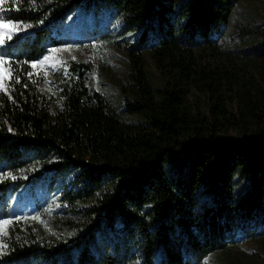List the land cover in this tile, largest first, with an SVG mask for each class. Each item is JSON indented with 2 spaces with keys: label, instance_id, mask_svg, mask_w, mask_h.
Masks as SVG:
<instances>
[{
  "label": "trees",
  "instance_id": "obj_1",
  "mask_svg": "<svg viewBox=\"0 0 264 264\" xmlns=\"http://www.w3.org/2000/svg\"><path fill=\"white\" fill-rule=\"evenodd\" d=\"M240 1L6 0L0 15L32 27L0 45L13 75L0 90V205L33 185L50 200L45 217L7 226L0 264H199L236 237L264 239V87L195 59L220 48L264 61V24L222 30ZM80 5L136 33L118 86L127 120L81 75L51 99L31 67Z\"/></svg>",
  "mask_w": 264,
  "mask_h": 264
},
{
  "label": "rangeland",
  "instance_id": "obj_2",
  "mask_svg": "<svg viewBox=\"0 0 264 264\" xmlns=\"http://www.w3.org/2000/svg\"><path fill=\"white\" fill-rule=\"evenodd\" d=\"M113 14H96L91 8L82 5L75 6L64 17L62 24L52 31L60 35L59 44L50 46L46 41L49 52L46 56L53 55L60 61L52 66L50 61L45 69H40L45 80L46 96L51 99L58 96L60 85L83 79L91 89L100 90L114 113L122 120L129 117L122 111L118 86L124 84L127 63L124 48L127 43L135 38V32L123 34ZM118 24V25H117ZM264 24V0L240 1L230 16L229 23L222 30L228 35H233L239 30L254 29L253 27ZM51 33V36H55ZM53 49L62 51L53 53ZM70 49L69 51H63ZM228 50L216 48L197 51L195 59L198 68L205 67L215 70L224 67L228 75L244 78L254 86L264 87V61H258V55L248 59V54L240 59L234 58L231 62L225 57H234ZM75 57V59H73ZM39 60V61H40ZM73 65V70L71 69ZM70 65V66H69ZM147 78L151 83H157L158 71L150 59L145 64ZM47 71V75H45ZM81 73H84L83 75ZM241 80V79H240ZM198 100L204 101L200 96ZM229 136L237 137L235 130L228 132ZM243 187V184H242ZM8 204L0 205V220H26L30 218L45 217L50 195L40 191V186H25L9 191ZM42 226L50 230L51 224L45 222ZM0 236V243H1ZM199 264H264V239L257 237H236L234 242L225 249L204 258Z\"/></svg>",
  "mask_w": 264,
  "mask_h": 264
},
{
  "label": "snow or ice",
  "instance_id": "obj_3",
  "mask_svg": "<svg viewBox=\"0 0 264 264\" xmlns=\"http://www.w3.org/2000/svg\"><path fill=\"white\" fill-rule=\"evenodd\" d=\"M6 0H0V12H3L5 9L3 8V5L5 4ZM18 10V8L16 9ZM32 25L30 24H16L12 23L9 19L5 18L4 16L0 15V45H3L6 43L7 39H11L12 35L20 30H24L27 28H31ZM70 49H64L63 51H69ZM62 51L61 49H53V53H57ZM75 59V57H73ZM50 61H54L52 64L53 67H55V63H59L60 61L56 60V58L53 55L46 56L43 60H40L38 62H34L31 64V67L36 69H45V66L48 65ZM35 74H39V72H36ZM33 73H29V76L31 77ZM45 75H47V71H45ZM12 71H11V62L6 60L3 56H0V90L6 91L5 84L8 80L12 79ZM16 82L18 83L19 80L16 78ZM11 176V173L8 174ZM12 179H16L15 176H11ZM34 219H38L35 218ZM12 221L10 220H0V236L7 234V226L11 224ZM6 247V245H0V248Z\"/></svg>",
  "mask_w": 264,
  "mask_h": 264
}]
</instances>
